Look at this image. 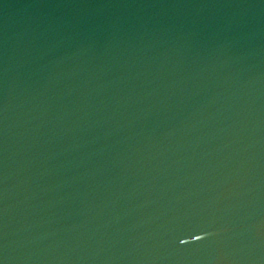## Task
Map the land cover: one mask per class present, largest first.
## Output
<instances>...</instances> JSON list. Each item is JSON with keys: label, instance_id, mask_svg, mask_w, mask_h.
Returning <instances> with one entry per match:
<instances>
[{"label": "water", "instance_id": "water-1", "mask_svg": "<svg viewBox=\"0 0 264 264\" xmlns=\"http://www.w3.org/2000/svg\"><path fill=\"white\" fill-rule=\"evenodd\" d=\"M0 264H264V0H0Z\"/></svg>", "mask_w": 264, "mask_h": 264}]
</instances>
